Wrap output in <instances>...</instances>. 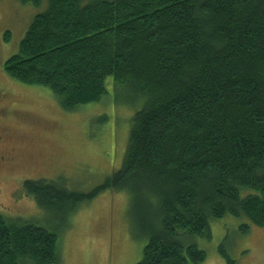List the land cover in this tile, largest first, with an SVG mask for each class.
Masks as SVG:
<instances>
[{"label":"trees","instance_id":"trees-1","mask_svg":"<svg viewBox=\"0 0 264 264\" xmlns=\"http://www.w3.org/2000/svg\"><path fill=\"white\" fill-rule=\"evenodd\" d=\"M3 66L65 110L99 100L108 76L142 98L102 183L83 193L23 180L41 208L126 190L146 237L134 264L202 262L191 237L210 239V220L227 214L264 226V0H47ZM219 252L234 264L224 241ZM60 261L56 231L0 213V264Z\"/></svg>","mask_w":264,"mask_h":264},{"label":"rangeland","instance_id":"rangeland-1","mask_svg":"<svg viewBox=\"0 0 264 264\" xmlns=\"http://www.w3.org/2000/svg\"><path fill=\"white\" fill-rule=\"evenodd\" d=\"M46 6L47 0L39 5L0 0V130L6 134L0 148H13L12 159L0 167V213L56 231L60 264H134L146 237L136 225L126 190L104 189L71 211L41 208L22 188L26 178L58 180L83 193L102 183L121 166L131 118L142 101L108 76L99 100L65 110L48 87L8 75L5 60ZM241 224L249 225L246 233L240 232ZM210 228V239L191 237L206 252L195 264H226L219 252L223 241L234 264H264V226L227 214L211 219Z\"/></svg>","mask_w":264,"mask_h":264},{"label":"flooded vegetation","instance_id":"flooded-vegetation-1","mask_svg":"<svg viewBox=\"0 0 264 264\" xmlns=\"http://www.w3.org/2000/svg\"><path fill=\"white\" fill-rule=\"evenodd\" d=\"M0 117L2 116L0 115ZM5 137L6 134L4 130H0V141L4 140ZM12 157H13V148H9L6 152L2 151V149L0 148V167L4 166L6 163H9Z\"/></svg>","mask_w":264,"mask_h":264}]
</instances>
